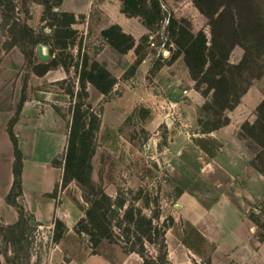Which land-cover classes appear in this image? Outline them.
Listing matches in <instances>:
<instances>
[{"label": "rangeland", "instance_id": "obj_1", "mask_svg": "<svg viewBox=\"0 0 264 264\" xmlns=\"http://www.w3.org/2000/svg\"><path fill=\"white\" fill-rule=\"evenodd\" d=\"M49 1L53 6L52 11L57 10L58 0ZM198 1L210 12L215 8L220 13L224 8L220 5L222 0H210L215 1L214 5L209 0ZM41 2L42 0H14L15 8L12 11L9 7L0 5V18L2 20L4 15L12 14L19 18L20 23L27 22L40 33L46 26V21L53 17ZM161 2L167 18L153 23L149 28L144 25L140 16L122 11V0H94L91 11L77 17V22L72 24L71 27L77 33L65 39L76 43L60 53V58L70 65L69 75L50 88L58 91L63 89L65 93L69 89L77 92L79 80L75 65L81 62L83 56L98 60L116 76L117 83L107 96L93 85L87 84L89 97L86 102L95 110H102L101 125L95 139L96 153L92 159V177L97 182L101 181L111 195H115L118 186L133 190L148 186L156 190L159 189L158 184H161V220L167 216L174 218L168 231L172 258L176 260L179 257L177 248L181 247L184 231L191 228V223L182 217V211L187 207L194 211L199 207L208 210L222 203L229 207L231 214L235 208H230L236 206L242 220L237 222L238 230L244 227L243 229L257 237V226L248 216L250 210H255V206H258L260 222L264 223V126L258 122V106L264 100V0H253L242 6L247 8L242 9L244 14L251 10L252 15L241 12L244 17L242 20H233L230 15H226L215 22L214 26L210 17L199 9L197 0ZM226 2L228 4H224L235 10V13L241 9L236 0ZM171 15L187 30L195 34L201 31L206 35V52L209 55L213 51V30H216L218 38H224L225 35L228 38L227 59L225 63L213 68L216 73L223 72L225 78L216 83L219 87L217 103L206 111L202 110V106L211 101L212 93H203L208 84L193 78L184 55L173 42L168 31V17ZM115 23L131 33L137 44L141 42L143 35H148L147 40L142 43V61L134 73L127 72L137 59L135 49L125 54L119 53L106 43L101 34L104 28ZM45 31L46 37L54 34L48 27ZM14 32L21 41L20 44L25 42L24 46L31 49L29 41L23 40L22 28L17 26ZM7 35L1 36L2 41L7 39ZM29 39L30 37H26L25 40ZM38 45L34 48L36 58L27 59L25 71L22 74L19 72L23 83L33 71L31 62H39L41 59L37 51ZM214 50L222 52L220 46L214 47ZM228 95L229 103L226 101ZM70 106L71 98L70 104L65 108V112L69 114ZM226 117L229 118L227 124L212 132L201 133L203 126L200 119L213 123L224 121ZM262 118L264 122V113ZM148 169L152 170V174ZM166 172L182 186L183 193L180 197L176 198L172 186L165 183ZM109 174L113 175V181L108 179ZM255 175H260L263 181H255ZM68 187L66 193L70 199L74 192L80 195L81 190L75 181L70 182ZM36 227L32 235L27 236V250L32 254L31 260L36 256L35 263L38 264L46 253L49 254L54 243L51 240L52 229ZM4 228L5 222L0 219V264H11L6 259L14 257V246ZM214 230L217 235H221L220 228ZM63 241L66 260L70 258L74 246H78L83 252L85 249L92 251L85 235L71 233ZM211 242L216 245L214 241ZM106 243L111 242L105 240L104 244ZM148 248L155 256L154 246L148 244ZM100 250L101 247L98 246L96 251ZM189 252L191 264L193 257L201 260L198 255ZM227 256V264H240ZM223 259L221 255L219 260L222 262ZM23 260L24 257L20 259L21 263ZM25 262L26 260L22 264Z\"/></svg>", "mask_w": 264, "mask_h": 264}, {"label": "trees", "instance_id": "obj_2", "mask_svg": "<svg viewBox=\"0 0 264 264\" xmlns=\"http://www.w3.org/2000/svg\"><path fill=\"white\" fill-rule=\"evenodd\" d=\"M62 1L58 0L57 10L52 11L53 6L50 5V1L42 0L47 11L49 10L53 14V17L51 20L46 21V26L40 33H37L27 22L20 23L19 18H16L14 15L9 13L4 15L0 21V55L17 46L25 55L26 60L30 58L35 59L34 48L36 45L46 42L53 47L55 56L46 63L31 62L33 71L41 75L59 65L68 70L70 65L66 60L60 58V53L69 45L76 43L74 40L67 42L65 39L71 38L77 33V30L71 27L72 24L77 22V17L71 12L60 9ZM236 1L241 6V9L237 10L236 13L235 10L224 4H228L226 0H222L220 3V5L224 6L220 13H217L215 8L212 12L206 10L198 0L197 5L203 13L210 17L214 26L215 22L226 15H230L233 20H238L239 18L242 20L244 18L242 16V13L244 14L242 9L247 8H242V6L250 4L253 0ZM209 2L212 5L215 4V1L211 2L209 0ZM122 3V11L126 14L140 16L146 27L150 28L153 23L162 22L167 18L161 0H122ZM0 5L9 7L10 11L15 8L14 0H0ZM250 11L244 15L251 14ZM43 19L46 20L45 17ZM257 24L255 16V25L257 26ZM17 26L22 28L23 40L29 41L31 49H27L24 46L25 42H22L23 45L20 44L21 41L16 38L14 30ZM47 27L53 31V36L49 35L50 37H46L45 29ZM63 27H67V29ZM168 31L173 38V42L180 48L179 52L184 55L193 78L197 81L199 80L200 83L208 84L204 88L203 93L206 95L212 94L211 101L206 102L202 106V110L206 111L212 104L217 103L219 87L216 83L221 82L225 78L223 72L216 73L213 71V68L225 63L229 51L228 38L226 35L224 38L223 36L218 38L216 30H213L214 40L211 47L213 51L211 50V55H209L206 52L208 49L207 38L203 32L200 31L195 34L191 30H187L173 15L168 17ZM101 34L106 43L119 53L125 54L129 50L135 49L137 59L127 72L128 74L134 73V70L142 61V56H140L143 49L142 43L147 40L148 35H143L141 42L137 44L136 38L131 33L124 31L121 25L117 23L104 28ZM2 35H7V39L2 41ZM26 37H30V39L25 40ZM78 46V50H80V43ZM216 46L222 48L221 53L214 50ZM75 66L78 72L79 90L77 92L72 89L67 91L71 98L68 143L64 155L53 160L54 166L63 167V174L61 182L56 184L51 196L57 197L60 188L67 187L72 181L76 182L81 190V199L77 198L74 193L72 200L83 211V216L78 219L73 229L79 236L85 235L88 237L92 253H97V247L101 242L107 240L119 245L125 253H137L142 258L143 264H173L169 257L166 233L174 223V218L167 216L161 220L162 205L161 193L159 192L161 184H158L159 189L157 188L156 190L148 186H140L137 190L118 186L115 195H111L106 191L101 181L97 182L92 177V159L96 153L95 139L101 125L102 110L97 111L90 103L86 102V98L89 97L87 84L91 83L101 94L107 96L113 91L117 78L105 65L98 60H91L88 56H83L81 62ZM25 99L26 95L23 90L15 116L8 124V131L14 145L15 160L13 163L14 182L6 196V201L13 205L19 214V219L15 223L5 224L4 228L9 233V240L14 246V257H7L6 259L11 264H22L25 260V264H31L32 254L27 250L29 245L27 236L32 235L33 231L37 228V225H34L35 223L32 222L34 221V216L29 214L22 204L23 152L19 145V139L13 130L14 123L19 116ZM226 101L229 103V95ZM57 109L60 111L59 108ZM258 112V122L264 126V122L262 121L264 100L259 104ZM62 114L66 116V114ZM207 116L209 117V115ZM228 121L229 118L227 117L224 121L220 120L213 123L210 120L204 122L200 119V124L203 126L200 131L201 133L212 132L227 124ZM155 167L158 168L157 164H155ZM148 171L152 174V170L148 169ZM107 177L111 181L114 180L113 175L109 174ZM164 180L165 183H168L174 189V196L176 198L180 197L183 193V188L179 182L168 173ZM171 195H168V197L170 198ZM257 207L255 206V210H250L248 217L257 226L259 231V233L257 232V237L260 242H263L264 223L260 222V214L257 212ZM53 224L51 240L53 243H58L65 237L69 229L66 223L57 216L54 217ZM182 243L200 257V261L193 257V264H214L212 254L216 245L197 227L191 226V228L185 229ZM148 244L154 246L156 250L155 256L151 254ZM24 249L26 250L24 251ZM22 257H24V260L21 263L20 259Z\"/></svg>", "mask_w": 264, "mask_h": 264}, {"label": "crops", "instance_id": "obj_3", "mask_svg": "<svg viewBox=\"0 0 264 264\" xmlns=\"http://www.w3.org/2000/svg\"><path fill=\"white\" fill-rule=\"evenodd\" d=\"M93 3L94 0H63L60 9L79 17L87 15ZM43 46L44 52L50 58L39 59V62L46 63L55 56V51L50 44ZM25 63V55L17 46L0 55V219L5 224H13L19 219L17 209L6 201L14 182L15 160L8 124L15 116L24 89L26 99L13 126L23 152L22 204L25 210L34 216V223L38 227L53 229V220L57 216L69 229L66 235L71 233L77 235L73 228L83 216V211L67 195L66 189L69 187L60 188L57 197L51 196L56 184L61 182L63 174V167L54 166L53 160L62 157L66 151L71 118L70 114L65 112V108L70 104L69 95L63 89L58 91L51 89L50 86H55L57 82L66 79L69 70L59 65L41 75L32 71L27 76V81L23 83L21 74L25 71ZM255 181L263 180L260 175L259 177L255 175ZM74 193L81 199V192L80 195L78 192ZM232 207L230 209H235L231 214L229 207L222 203L208 210L199 207L194 211L187 207L182 211V217L188 220L191 226L197 227L210 241L216 243L212 254L215 264H227V255L240 264L245 262L264 264V241L260 242L256 236L251 235V232L243 229L244 227L238 230L237 222L239 219L242 220L236 206ZM215 228L221 229V235H217ZM63 239L54 243L49 254L46 253L45 258L38 264H143L137 253H125L117 244H104L105 240L99 245L101 250L97 253L86 249L83 252L78 246H74L70 258L66 260ZM166 239L173 264H191L189 254L191 250L182 243V240L181 247L177 248L179 257L174 260L169 231L166 233ZM221 255L224 258L222 262L219 260ZM36 259V256L33 257L31 264H36Z\"/></svg>", "mask_w": 264, "mask_h": 264}, {"label": "water", "instance_id": "obj_4", "mask_svg": "<svg viewBox=\"0 0 264 264\" xmlns=\"http://www.w3.org/2000/svg\"><path fill=\"white\" fill-rule=\"evenodd\" d=\"M37 51H38V55H39V57L41 59L48 60L50 58V56L44 52V46H43V44L40 43L38 45ZM32 222L34 223L35 221H32Z\"/></svg>", "mask_w": 264, "mask_h": 264}]
</instances>
